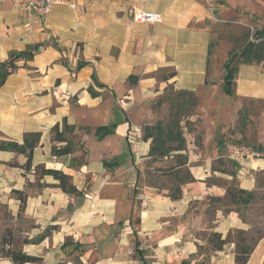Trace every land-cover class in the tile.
I'll return each instance as SVG.
<instances>
[{
    "label": "crops",
    "instance_id": "0c3cea01",
    "mask_svg": "<svg viewBox=\"0 0 264 264\" xmlns=\"http://www.w3.org/2000/svg\"><path fill=\"white\" fill-rule=\"evenodd\" d=\"M131 8L158 12L162 21L136 23ZM248 19L264 21V0H66L42 16L0 0V63L11 51L38 46L0 85V139L20 143L25 133L40 132L28 169L24 155L0 151V236L9 228L24 252L40 258L26 264H74L77 243L81 264H234V243L213 250L207 237L217 232L225 238L234 230L247 235L257 201L224 211L212 201L225 195L214 179L230 181L232 172L239 188L264 189L258 185L264 172L263 61L237 57L230 87L234 113L212 141L205 130L200 145L185 136L195 180L181 186L179 199L140 182L150 145L141 128L157 120L152 104L167 84L193 91L198 100L205 88L225 97L220 84L235 39L230 30ZM163 70L175 75L164 81ZM130 76L136 83L128 82ZM248 99L261 100L262 108L248 114L242 132L230 131ZM64 119L74 126V148L55 156L50 129ZM102 125H113L112 133L95 135ZM218 158L223 171L211 170ZM37 166L70 176L80 195L64 193ZM208 178L214 181L207 184ZM13 190L27 194L23 210ZM0 264L12 262L0 257ZM246 264H264V234Z\"/></svg>",
    "mask_w": 264,
    "mask_h": 264
},
{
    "label": "trees",
    "instance_id": "16d2710c",
    "mask_svg": "<svg viewBox=\"0 0 264 264\" xmlns=\"http://www.w3.org/2000/svg\"><path fill=\"white\" fill-rule=\"evenodd\" d=\"M38 46H32L26 48L24 51H11L8 59L0 63V85L4 82L5 78L18 68L16 61L23 59L25 61L31 59L36 53ZM237 57H241V60L246 62L250 60H256L258 62L263 61L264 64V43L259 40L257 44L247 43L242 50L236 55L234 52H230L228 58L225 60L224 68L226 74L223 76V81L229 80L232 83L233 73L236 69ZM175 75L174 71H169L163 75V80L167 81ZM137 78L130 76L128 82L130 84L136 83ZM172 88V92L168 94L169 99V114L166 120L157 119L152 124H145L142 126L141 139L143 141H149V150L147 152V161L153 165V177H168L170 184L159 185V188H165V193L172 200L179 199L182 195L181 186L186 183L193 182L195 179L192 176L188 168V151L186 146L185 131L191 133L193 128L189 125L194 123V120H190L192 113L188 109L193 108L196 105L197 97L193 91L180 89L176 90L171 84H167L164 90ZM225 90V88H224ZM88 91L92 96H96L98 93L93 90L91 86L88 87ZM164 93V91H163ZM228 94L231 93V89ZM162 95V94H161ZM160 95V96H161ZM157 97V100L160 99ZM238 124L245 125L243 118L247 115L244 106L238 110ZM195 126V123L193 124ZM112 126H97L95 127V135H105L111 133ZM196 127V126H195ZM86 131H89L86 128ZM74 137V126L68 125L66 120L62 121V124L55 123L50 129V140L52 141L51 152L55 156H61L69 154L73 151V145L71 138ZM195 143L199 144L200 136H194ZM40 141V132H29L23 135L22 142L14 140L0 139V151H12L25 156L26 161L23 165L25 169L30 168L32 160L33 149L38 145ZM65 143L64 145H60ZM170 160V164L163 166L159 163ZM224 164L220 158L216 159L211 166V170L220 169L219 165ZM17 165V164H14ZM40 168L41 174L51 175L58 181V187L66 194L80 195L76 187L72 184L70 176L64 174L60 170L45 169L43 166H37ZM158 172V173H156ZM230 185L222 183L225 187V195L221 197H212L213 202L222 203L225 205L224 211L230 210V206H246L252 201L256 200V193L253 190H244L235 186L234 174ZM139 177V173L137 174ZM152 178L146 182L148 185L158 186L156 182H152ZM214 180L208 178L207 184L212 183ZM259 185V184H258ZM135 192V190H134ZM12 193L20 201V210H23L26 203L27 194L23 191L13 190ZM242 219H244L243 214ZM138 219L135 220L138 223ZM258 233V232H257ZM264 232L258 233L257 237H248L244 230H234L233 233L228 234L225 238L221 237L220 233L212 232L208 235L207 240L210 243L213 250H221L223 246L228 242H233L235 246L234 250V264H246L250 253L252 252L255 243ZM14 238L12 231L6 228L0 236V257L9 259L12 264H26L32 262H39L40 258L32 256L24 252L20 246L15 248L13 246ZM24 239L22 242H27ZM136 244L138 242L136 241ZM141 253V250H137ZM145 264V262H144Z\"/></svg>",
    "mask_w": 264,
    "mask_h": 264
},
{
    "label": "rangeland",
    "instance_id": "374dc122",
    "mask_svg": "<svg viewBox=\"0 0 264 264\" xmlns=\"http://www.w3.org/2000/svg\"><path fill=\"white\" fill-rule=\"evenodd\" d=\"M263 22V23H262ZM262 23V24H260ZM226 25H229L230 23H224ZM263 26V27H262ZM261 27V28H260ZM251 28L254 30L253 36H251ZM264 21L258 22L255 19H248L246 22L243 24L241 23L238 25L237 28L234 29V31L230 30V37L232 38L235 36V39L233 40V44L231 46V52H234L236 55L239 54V52L242 50V48L247 44V43H255L259 40L264 43ZM228 30V31H229ZM256 39V40H255ZM255 40V41H252ZM168 70H163L162 73H160V76L167 74ZM221 89H222V94L218 93L216 94V91H214L211 88H205L201 89L199 91V100L197 98L196 105L193 108L188 109L190 113H192V116L190 120H194L195 126L193 124H190L189 126L193 128V132L189 133L185 131V136L188 137L189 134L192 136H200V134H203V131L205 130V134L207 136V140L212 141V135L216 134L218 130L217 127L221 125V123H225L226 121L230 120V117L233 116V107L231 106L232 103V97L230 94L226 93L224 88V82L221 84ZM172 92V88H168L167 90H164V93L160 96V99L157 100L155 99L152 108L154 112L156 113L157 119H162L166 120L169 114V99H168V94ZM245 110H246V116L243 118V121L245 124L248 123V114H256L258 111L262 108L263 102L261 100H244L243 105ZM238 112L236 113V122L234 123L233 128L230 126L229 130L230 131H243L245 129V125H239L238 124ZM202 122V124H200ZM112 133V132H111ZM110 134V133H109ZM115 141V140H114ZM114 145H118V143L115 141ZM118 156V155H116ZM125 152H122L119 156V160L125 159ZM126 160L125 162H127ZM110 163H114L113 160H108ZM130 162V161H129ZM127 163L126 166L130 163ZM142 171H140L141 176H140V182H148L150 177L153 179L152 182H156L158 187L159 185L165 184L166 186H169L170 181L168 177H153V165L149 164L148 161H143L142 163ZM170 164V160H167L166 162L159 163V165L166 166ZM111 165V164H110ZM125 166V167H126ZM152 168V169H151ZM158 173V172H156ZM218 181L219 183H224L226 185L231 184L230 181H225L223 179H214ZM258 184L260 187L264 188V172L258 174ZM235 185V183H234ZM236 186V185H235ZM256 200L255 206L253 207V223L254 226L252 227V230L246 235L248 237H257L258 233L264 232V189H259V191L256 193ZM20 227V226H19ZM258 232V233H257ZM118 233L115 232V235ZM13 246L15 248H18L19 246V240H13ZM82 244H76L74 245V251H73V256H72V261L74 264H81V261L79 259V256L81 254V251L83 250L80 249ZM132 247V246H131ZM127 257H129L133 252L127 250ZM137 253V251H136ZM106 260L105 262H107ZM110 262V261H108ZM107 264V263H106ZM110 264V263H109Z\"/></svg>",
    "mask_w": 264,
    "mask_h": 264
},
{
    "label": "built area",
    "instance_id": "2783aa9c",
    "mask_svg": "<svg viewBox=\"0 0 264 264\" xmlns=\"http://www.w3.org/2000/svg\"><path fill=\"white\" fill-rule=\"evenodd\" d=\"M22 12L28 13L30 16H42L47 14L55 5L65 3L66 0H9ZM130 18L136 23H159L162 21V15L158 12L147 11L138 8L129 10ZM251 28V36L254 34ZM256 40V39H255ZM252 40V41H255Z\"/></svg>",
    "mask_w": 264,
    "mask_h": 264
},
{
    "label": "water",
    "instance_id": "95a60500",
    "mask_svg": "<svg viewBox=\"0 0 264 264\" xmlns=\"http://www.w3.org/2000/svg\"><path fill=\"white\" fill-rule=\"evenodd\" d=\"M224 86H225V92L226 93L229 92L231 87V82L229 80L225 81Z\"/></svg>",
    "mask_w": 264,
    "mask_h": 264
}]
</instances>
